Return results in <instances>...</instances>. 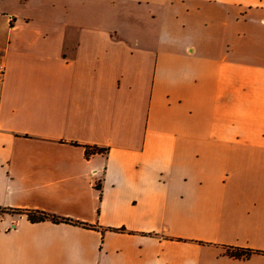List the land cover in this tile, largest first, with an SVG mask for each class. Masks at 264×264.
<instances>
[{
    "label": "crops",
    "instance_id": "0c3cea01",
    "mask_svg": "<svg viewBox=\"0 0 264 264\" xmlns=\"http://www.w3.org/2000/svg\"><path fill=\"white\" fill-rule=\"evenodd\" d=\"M0 264H264V0H0Z\"/></svg>",
    "mask_w": 264,
    "mask_h": 264
},
{
    "label": "trees",
    "instance_id": "16d2710c",
    "mask_svg": "<svg viewBox=\"0 0 264 264\" xmlns=\"http://www.w3.org/2000/svg\"><path fill=\"white\" fill-rule=\"evenodd\" d=\"M96 151L97 149H93ZM10 213H23L26 214L27 220L31 223H39L44 221H51L52 223H69L70 221L67 219H61L53 216H49L48 214L40 211H10ZM225 254L229 257L236 259H247L251 252L241 248H227L225 250Z\"/></svg>",
    "mask_w": 264,
    "mask_h": 264
}]
</instances>
